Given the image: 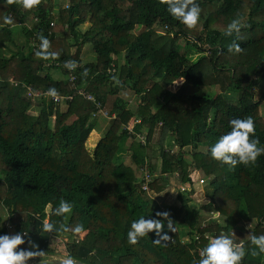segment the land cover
<instances>
[{"label": "trees", "instance_id": "obj_1", "mask_svg": "<svg viewBox=\"0 0 264 264\" xmlns=\"http://www.w3.org/2000/svg\"><path fill=\"white\" fill-rule=\"evenodd\" d=\"M196 2L199 20L188 29L159 0H58V4L39 0L31 9L19 7L16 0H0V234L5 233L3 215L8 213L14 230L27 232L20 248L31 250L27 243L31 239L47 258L54 253L48 238L58 242L63 237L67 239L63 254L82 264H192L210 237L230 234L242 220L254 221L251 234L264 233V153L254 164L232 169L208 154L210 145L229 130L228 121L237 117L252 118L254 135L264 146L260 113L261 106L264 111V0ZM54 5L59 7L56 12ZM236 16L244 26L238 35L225 36L227 23ZM5 17L10 18L8 23ZM137 27L144 30L135 34ZM40 36L48 39L45 51L57 53L55 58L34 55ZM180 39L191 41L203 56L190 61L180 53ZM233 42L240 45V52L228 50ZM86 44L91 45L93 61L79 56ZM10 45L16 51H10ZM120 56L122 62L117 64ZM68 60L77 61L75 86H85L109 114H115L92 149L86 142L99 119L92 116V103L76 95L59 104L47 97L31 101L27 95L28 89L45 92L49 87H55L59 96L73 94L66 81L54 80L49 73L57 69L51 68L52 62L63 65ZM113 62L120 66L110 76L106 71ZM85 68L87 75H82ZM60 71L66 75L63 68ZM179 81L170 92L169 87ZM212 88H217L214 93ZM121 89L139 96L135 109L111 104L110 97ZM231 94L238 95L234 103ZM32 107L38 108L37 114H29ZM132 119H139L133 129L145 135L143 146L123 129ZM168 141L174 151L165 150ZM186 157L188 174L183 170ZM159 160L162 165L156 170ZM145 166L157 175L150 184L152 194L166 189L173 173L189 186L177 197L187 209L180 224L186 227L189 242L181 244L166 227L162 232L170 239L161 244L153 243L154 231L135 245L126 242L132 220L161 211L140 189ZM193 173L206 180L207 209L219 212L224 224L212 222L200 228L197 212L186 207L199 185ZM61 198L73 205L64 217L52 213ZM178 212L171 207L170 219ZM41 221L57 228L79 224L83 231L42 236ZM249 240L250 236L243 241L233 238L245 248L241 264L264 263V253L248 252L254 247Z\"/></svg>", "mask_w": 264, "mask_h": 264}, {"label": "clouds", "instance_id": "obj_2", "mask_svg": "<svg viewBox=\"0 0 264 264\" xmlns=\"http://www.w3.org/2000/svg\"><path fill=\"white\" fill-rule=\"evenodd\" d=\"M9 3L12 0H8ZM160 3L166 6V11L175 20L186 26L188 29L193 28L199 20L200 7L196 0H159ZM19 7L23 9H31L39 3V0H16ZM10 18L5 17L4 22L8 23ZM244 26L241 18L236 16L232 18L226 25L224 32L225 36L239 34L240 29ZM39 50H36L34 55L47 59L55 58L57 53L45 51L49 47V41L46 37L40 36ZM230 52H240L239 44L233 42L229 45ZM77 65V61L68 60L64 62V67L73 70ZM82 75H87L85 68ZM46 95L53 99L57 96L55 87H49ZM229 130L220 135L214 143L210 145L209 156L211 159L227 165L229 169L234 168L237 164L248 166L254 164L256 158L264 153V146H260L259 139L254 135V122L251 117L233 118L228 121ZM251 137V138H250ZM72 203L63 198L59 200L58 205L52 209L55 216L64 217L72 212ZM162 227L174 232L173 223L167 211H157L155 216H140L130 222L126 233V242L129 245H135L138 240L149 232L155 233L156 239H153L154 244H161L170 239L167 232H162ZM72 231L80 233L83 231L82 225L73 227L62 225L57 228L53 223L48 221L40 222V234L54 233L59 231ZM25 236L17 232L15 234H0V264H27L30 258L39 257L40 264H47V260L42 259L45 255L44 251L38 249V246L28 239V248H18L19 245L25 243ZM249 243L251 246L248 252L252 256L259 253H264V233L249 234ZM245 248L243 244H237L233 241L232 234L221 233L208 239L207 243L199 249V258H194L192 264H241L242 258L245 256ZM58 264H77V261L70 255H62L57 259Z\"/></svg>", "mask_w": 264, "mask_h": 264}, {"label": "rangeland", "instance_id": "obj_3", "mask_svg": "<svg viewBox=\"0 0 264 264\" xmlns=\"http://www.w3.org/2000/svg\"><path fill=\"white\" fill-rule=\"evenodd\" d=\"M54 4H58V0H54ZM65 3L61 4V6H64ZM55 6V5H54ZM65 7V6H64ZM58 5L55 6L54 8V12L58 11ZM27 25L28 22L26 21ZM32 25V24H31ZM30 26V25H29ZM18 28V27H17ZM155 30H157V32H161L162 30L161 27L159 26H155L154 27ZM142 27H137L134 31L135 34H138L142 31ZM144 30V29H143ZM20 39V37H19ZM72 42V40H71ZM191 41L189 40H184V39H180L178 42V46L180 48V53L185 54V56L190 60V61H196L199 57L203 56V54H200L196 49H194L191 45ZM204 47V46H203ZM206 48V47H205ZM8 49L10 51H16V48H14L12 45L8 46ZM75 51L77 50L76 48H74ZM73 49V50H74ZM4 53H6V55H9L10 52L9 51H4ZM79 56L80 58L85 61H93L95 60L94 54L92 53L91 50V45L90 44H86L82 47V49H80L79 52ZM117 64L121 63V56L120 58L116 59ZM114 64V62H113ZM118 66L120 65H116L115 64V68H116V72L118 70ZM49 68V67H47ZM53 68V67H51ZM51 77L54 80H62V81H66L67 80V75L63 74L60 69H50L49 71ZM117 80V79H115ZM180 81L179 82H174V84H172L171 87H169V89L172 91H175L177 89V87L180 85ZM117 82H115L113 84V86H116ZM85 87V86H82ZM217 89V88H216ZM215 88H212V92L214 93L216 91ZM260 94V88L257 87L255 89V96L258 97ZM229 99L232 103L235 102V100L237 99V94H231L228 95ZM111 99V104L115 105L116 107H128L130 109H135V107L137 106L138 102H139V96L137 94H135L134 91L128 90V89H121L116 95L110 97ZM162 102L161 100L157 101V105H161ZM111 106V105H110ZM110 110V109H109ZM38 112V108L37 107H32L29 110V114L35 115ZM260 113L262 114L263 118H264V111L262 109V106L260 107ZM112 115L115 117V114L112 113ZM114 119V118H113ZM139 120V119H137ZM112 122V119H107L105 117H99L98 119V128H96L95 130H93L88 138H87V148L92 149L95 142L103 136V134L107 131V129L109 128L110 124ZM156 141V139H155ZM172 142L168 141V147H166V151L168 150H172L174 151V148L172 147ZM171 148V149H170ZM187 150H189L187 148ZM155 155H158V151L154 152ZM125 158L129 161L128 155L125 156ZM189 157L185 158V163L183 164V170L184 172L187 173V171L189 172L188 165H189ZM188 161V162H187ZM162 161L159 160L158 164L156 165V170L160 169ZM188 174V173H187ZM193 178H196L199 180V175L197 173H193L192 174ZM180 178L177 177V174L173 173L171 175H169V186L164 189L161 190L160 192L156 193V194H152L150 192H148L147 194L145 193L143 196L145 197L146 200H150L153 203V207L154 208H160L161 211H169L171 207H177L179 208V212L177 217L174 220H171L173 223V227H174V234H172V237L175 238L176 236H178L179 241L181 242V244L183 243H187L189 242V236L185 234L186 232V227L182 226L180 224V220L184 218V216L186 215V208H183V206L180 204V202L178 201L177 197H178V192L182 191L181 190V186L183 184H181L180 182ZM205 181L202 184L199 185H195V191L193 193V195L190 197L189 202L187 203L186 207L189 210H195L199 216V221L198 223L200 224V228L206 226L207 224H210L212 222L222 225L224 224V218L220 215L219 212L214 211L213 209H207V205L210 201V195H209V191L207 189V187L205 186ZM184 189L188 188V185H184L183 186ZM183 193L185 194L186 192L183 191ZM185 197V196H184ZM4 213V212H3ZM6 213L3 215V219L5 218ZM253 220L247 221V220H242L240 223H238L235 227L232 228V230L230 231V234H232L234 239L237 240H246L250 234V231L253 228ZM46 235V233L42 234ZM208 237H210L208 235ZM63 238V237H62ZM60 239L58 242L53 241L50 237L48 238V242L49 245L52 247L53 250V255H51V257L49 258H56L58 259V257L64 255V243L67 241V239ZM211 238V237H210ZM36 244V242H34ZM42 259H47L46 255H44L42 257ZM40 260L39 257H35V258H30L27 263L33 262V261H38Z\"/></svg>", "mask_w": 264, "mask_h": 264}, {"label": "built area", "instance_id": "obj_4", "mask_svg": "<svg viewBox=\"0 0 264 264\" xmlns=\"http://www.w3.org/2000/svg\"><path fill=\"white\" fill-rule=\"evenodd\" d=\"M54 21H52L50 23V25L52 26L54 23ZM52 67H55L57 69L63 68L66 71V75H67V80L66 82L70 85V87L74 90L73 94H69V95H65V96H59L57 95L55 99H53L51 96L46 95V91L45 92H40V91H31L28 89L27 91V95L31 98V101H36L38 98L41 97H47L49 99H52V101L54 103H61V102H70L72 101L73 97L76 96H80L82 97L84 100L90 102L93 104L94 107V112L92 114L93 117H105L107 119H113L114 116L112 114H109L108 111L104 108V106L98 101L96 100L95 96L93 94H91L90 92L86 91L85 87H76L75 86V82L77 79V75H76V70H77V65L75 67V69L73 70H69L67 68L64 67V64H58L57 62H52L51 65ZM106 73L110 76L114 75L116 73V68L115 65L112 64L106 71ZM139 120H131L126 126L123 127V129L125 131H127L130 135H133L135 137V139L137 140V142L140 145H144L146 142V137L144 134H142L141 132H134V125L138 124ZM155 176H157L154 173H150L147 170V166L141 168V174H140V178H139V186L142 192L144 193H148L150 192V184L152 183V181L154 180ZM203 181L201 179L198 180V184H202ZM184 185L181 186V190H185ZM10 216L8 213H6L5 218H4V222H3V226H4V231L7 234H15L17 233L14 230V226L13 224L10 222ZM22 234L24 232H21ZM26 238V236L24 237ZM22 245H19L18 248H20Z\"/></svg>", "mask_w": 264, "mask_h": 264}, {"label": "water", "instance_id": "obj_5", "mask_svg": "<svg viewBox=\"0 0 264 264\" xmlns=\"http://www.w3.org/2000/svg\"><path fill=\"white\" fill-rule=\"evenodd\" d=\"M45 260H47V264H58V261H57L56 258H47ZM27 264H40V260L33 261V262H30V263H27ZM77 264H82V263L77 262Z\"/></svg>", "mask_w": 264, "mask_h": 264}, {"label": "crops", "instance_id": "obj_6", "mask_svg": "<svg viewBox=\"0 0 264 264\" xmlns=\"http://www.w3.org/2000/svg\"><path fill=\"white\" fill-rule=\"evenodd\" d=\"M98 128V127H97ZM243 259V258H242ZM244 260V259H243ZM253 264H264V263H255V262H253Z\"/></svg>", "mask_w": 264, "mask_h": 264}]
</instances>
